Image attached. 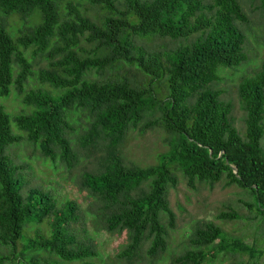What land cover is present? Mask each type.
I'll return each mask as SVG.
<instances>
[{
    "label": "trees",
    "instance_id": "1",
    "mask_svg": "<svg viewBox=\"0 0 264 264\" xmlns=\"http://www.w3.org/2000/svg\"><path fill=\"white\" fill-rule=\"evenodd\" d=\"M87 1L101 14H91L80 2L69 3L62 14L63 0H0V97L13 91L32 108L12 117L23 137L12 134L10 116L0 106V264H40L44 255L93 264L92 244L70 233V224L79 220L77 203L67 199L57 206L34 188L23 195L16 177L21 168L11 164L6 151L24 138L43 157L59 156L72 168L77 157L67 134L70 117L78 112L86 114L78 141L87 156L105 151L97 159L99 169L82 176L92 199L87 213L106 233L126 232L121 257L132 260L146 243L153 262L166 252L175 223L167 192L176 187L177 172L190 188L196 182L213 187L225 181L243 189L264 238V59L237 86L244 130L235 126L232 104L214 89L219 68H236L244 61L245 37L236 22L245 25L248 17L239 0ZM258 3L264 20V0ZM14 17L30 23L25 31L16 30V37L8 26ZM165 41L179 44L170 47ZM28 49L46 66L34 72L24 55ZM32 78L51 90L25 92ZM153 128L166 134L168 146L158 163H126L121 148L128 131ZM216 218L238 216L221 212ZM47 219L50 235L37 233L16 253L26 225ZM190 245L170 264H204L222 251L257 256L212 222L193 230Z\"/></svg>",
    "mask_w": 264,
    "mask_h": 264
},
{
    "label": "rangeland",
    "instance_id": "2",
    "mask_svg": "<svg viewBox=\"0 0 264 264\" xmlns=\"http://www.w3.org/2000/svg\"><path fill=\"white\" fill-rule=\"evenodd\" d=\"M209 3L212 0H202ZM81 3L82 8L91 14H101L99 7L92 5L87 0H63L60 12L64 14L69 6ZM244 13L248 17V23L236 22V26L243 33L245 43L243 44L244 61L236 68H219L220 80L214 85V89L221 91V99L232 104V115L238 130H244V112L240 108L237 86L242 77L252 76L260 68L264 59V20L257 9L258 0H239ZM17 17L8 20L9 29L14 37L18 36L16 30L30 26ZM8 32V31H7ZM164 42V41H163ZM160 42V43H163ZM170 47L179 43L165 41ZM183 42V41H182ZM159 43V44H160ZM34 50L28 49L24 52L26 58L32 64V70L36 72L39 68L46 66V62L39 56H34ZM224 70V71H223ZM33 89L50 91L47 85H41L34 78L30 79L24 86L27 92ZM57 92V91H54ZM23 95H15L11 91L7 97H0V106L10 116V129L12 134H20L12 117L26 113L32 108L22 103ZM31 113V112H30ZM86 114L78 112L70 117L72 131L67 134L77 160L72 168L66 167L59 156L55 159L45 158L41 155L37 145L21 139L19 142L7 145V155L12 165L21 169L16 172L20 181L22 194H26L29 188L37 189L55 201L57 206L62 205L67 199L74 200L79 206V220L70 224V233L79 237L82 241L92 244L96 256L89 261L93 264H170L173 256L181 254L190 249V237L193 230L205 222H212L219 226L227 239L238 238L252 247L256 257L250 253L237 254L230 251L214 253V256L204 264H264V238L259 228L256 214L246 206L250 203L245 191L236 185L225 186L221 181L210 187L206 183L194 184L190 188L179 172L175 173L177 185L167 192L169 207L175 214L174 228L168 231L167 250L160 258L153 262L147 255L148 244H144L140 252L132 260L120 256L121 251L127 245V234L125 231L119 234H109L102 231L101 223L94 220L87 212H91L89 205L92 199L82 187V176L85 173H95L99 169L97 159L105 155L104 150L93 152L87 156V151L79 144V138L84 133L86 126ZM264 146V137L261 141ZM168 150L166 134L160 128L148 129L144 133L138 130H129L122 144L121 153L126 163L140 167L155 165L159 156ZM221 212H233L238 218L236 220H217L216 216ZM163 222H166L164 219ZM51 220H45L41 224L26 225L23 239L16 243V253H19L29 240L35 239L37 233L49 236L51 233ZM6 253V252H5ZM33 255V253H30ZM41 259V258H40ZM39 259V260H40ZM80 264V262L61 261L55 256L44 255L40 264Z\"/></svg>",
    "mask_w": 264,
    "mask_h": 264
},
{
    "label": "water",
    "instance_id": "3",
    "mask_svg": "<svg viewBox=\"0 0 264 264\" xmlns=\"http://www.w3.org/2000/svg\"><path fill=\"white\" fill-rule=\"evenodd\" d=\"M233 173L236 174V169L233 170Z\"/></svg>",
    "mask_w": 264,
    "mask_h": 264
}]
</instances>
